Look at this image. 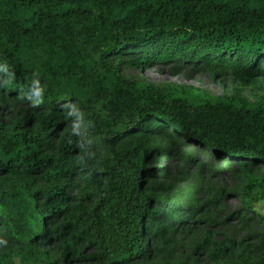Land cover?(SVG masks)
<instances>
[{"label":"trees","instance_id":"1","mask_svg":"<svg viewBox=\"0 0 264 264\" xmlns=\"http://www.w3.org/2000/svg\"><path fill=\"white\" fill-rule=\"evenodd\" d=\"M128 55L240 85L214 96L137 83L112 64ZM263 77L264 0H0V264L151 261L152 242L198 209L160 197L149 138L187 137L264 187L249 168L264 165V100L242 94ZM102 147L112 158L99 165ZM199 250L207 264H264L241 243L197 247L194 262Z\"/></svg>","mask_w":264,"mask_h":264},{"label":"rangeland","instance_id":"2","mask_svg":"<svg viewBox=\"0 0 264 264\" xmlns=\"http://www.w3.org/2000/svg\"><path fill=\"white\" fill-rule=\"evenodd\" d=\"M134 58L133 55L115 58L112 64L124 78L137 83L161 89L180 85L196 87L214 96L231 95L233 88L240 85L230 73L211 72L176 61L148 65L127 62ZM242 89L243 97L249 102L264 100V77ZM146 144L155 150L148 167L158 171L153 181L163 189L160 197L167 196L170 203L191 204L198 209L188 225L178 224L171 229L168 241L148 243L154 253L147 264L185 260L207 264V253L200 250L198 262H194L196 248L205 247L210 251L228 241L264 251V223L257 218H264V187L247 188L239 162L228 156H217L182 136L153 137ZM98 157L99 165L109 161L110 148L102 147ZM249 168L253 175L264 178V165ZM71 194L78 195V192L72 189ZM248 203L254 209L246 212ZM15 263L20 264L17 260Z\"/></svg>","mask_w":264,"mask_h":264},{"label":"clouds","instance_id":"3","mask_svg":"<svg viewBox=\"0 0 264 264\" xmlns=\"http://www.w3.org/2000/svg\"><path fill=\"white\" fill-rule=\"evenodd\" d=\"M35 91H36V94L38 95L39 94V89L36 88Z\"/></svg>","mask_w":264,"mask_h":264}]
</instances>
